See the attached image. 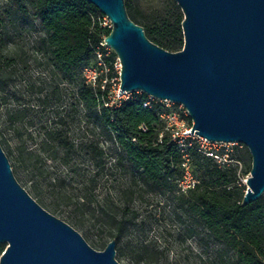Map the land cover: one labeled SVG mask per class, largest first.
I'll use <instances>...</instances> for the list:
<instances>
[{
  "label": "trees",
  "instance_id": "obj_1",
  "mask_svg": "<svg viewBox=\"0 0 264 264\" xmlns=\"http://www.w3.org/2000/svg\"><path fill=\"white\" fill-rule=\"evenodd\" d=\"M1 1L0 134L35 201L83 238L94 237L93 246L115 240L129 264H169L150 236L157 217L164 222L156 210L163 200L177 256L185 249L199 264H262L264 196L241 206L245 188L232 158L209 155L191 137L179 145L165 107L146 94L111 104L109 83L100 76L87 82L83 71L97 67V52L118 76L116 55L101 46L111 29L99 10L83 0ZM124 2L150 42L182 50L183 14L174 0L148 15L139 0ZM240 155L249 174L245 146ZM184 164L193 180L185 190ZM190 239L196 252L181 249Z\"/></svg>",
  "mask_w": 264,
  "mask_h": 264
},
{
  "label": "water",
  "instance_id": "obj_2",
  "mask_svg": "<svg viewBox=\"0 0 264 264\" xmlns=\"http://www.w3.org/2000/svg\"><path fill=\"white\" fill-rule=\"evenodd\" d=\"M83 1L110 22L103 41L120 63L118 95L142 92L181 105L191 134L245 146L251 170L241 206L257 201L264 194V0H174L183 14L176 53L147 39L124 0ZM2 244L0 264H119L115 240L97 251L43 209L18 183L0 145Z\"/></svg>",
  "mask_w": 264,
  "mask_h": 264
},
{
  "label": "rangeland",
  "instance_id": "obj_3",
  "mask_svg": "<svg viewBox=\"0 0 264 264\" xmlns=\"http://www.w3.org/2000/svg\"><path fill=\"white\" fill-rule=\"evenodd\" d=\"M171 0H139V9L142 12V14L144 15H148V14H152L155 12H158L160 10H163L165 8H167L170 4ZM2 4V1L0 0V5ZM106 18L104 19V22H106ZM104 26L109 27V24L106 22V24H103ZM110 28V27H109ZM109 49V48H108ZM109 51H111L109 49ZM106 68H109L111 63H107L104 62ZM115 64L116 62H112V65L115 69ZM104 67H100L98 68V72L100 73V78L104 79ZM30 74H34L36 75V71L34 69V67H31V71ZM110 99L112 100L113 103H116L117 100L113 99V96L115 95V92L118 90V80L114 81L111 85H110ZM133 92L130 93H125L122 97L123 98H127L129 96H131ZM139 93V92H136ZM66 100V98H65ZM152 101V100H151ZM25 103L27 104H35L34 102H32V100L30 98H27L25 100ZM170 109L173 110L176 113V124L174 125V134L176 136H185L183 134L186 133V131L191 127L192 125V121L190 119H188L187 115L184 112V109L178 105V104H174L170 106ZM45 118L47 117L44 116ZM44 118V119H45ZM2 138L3 135L0 134V145L5 153V155L7 156L9 162L11 163L12 160L10 158V156L8 155L7 149L5 147V145H3L2 143ZM195 144L197 145V147L200 150H203L204 152H208V154L210 155L211 153L213 154H218V153H224V157L225 159L229 160L232 158L233 163L235 165L238 166V173H239V183L241 185L244 186V191L246 190V180L249 176V174H243V168H244V163H246L245 159L243 157H241L240 155V150L242 148V146L240 144H236L238 150H236L232 145V144H227L226 146L224 145H219L218 143H207L204 142L203 140H200L197 137H191ZM14 177L16 178V180L18 181V183L21 185V187H23L27 193L33 198L32 196V192L29 188L28 184H25L24 180L22 179V177L19 175V173L17 172V170H15V168H12ZM190 182L186 181L185 184H188ZM264 196V194H263ZM34 199V198H33ZM35 200V199H34ZM157 212L161 211L164 212V222L162 220V217H157L156 222L152 225L151 230H150V236L155 240L156 244L158 245L159 248H164L168 251L169 253V264H199L198 261H196L194 259L193 254H189L187 251H184L185 249H183L184 247L186 248L187 246L190 247V250L193 252H196V250H199L198 247L195 245L193 240H187L185 242V244L183 245V247H181V249H183V254L181 255V257L177 256V253L180 251L178 246H176L173 243V238L171 237V229L167 226V224H169V219L167 218V212L169 210L168 205H166V202L163 200L162 203L157 206ZM57 218H59V216H55ZM60 219V218H59ZM63 221V220H62ZM81 236V232L76 230ZM83 237V236H82ZM85 241L95 250L97 251H103L105 248H99L98 246H93L91 244V240H95L94 237H90V238H85ZM110 242V241H109ZM4 246L5 249V244H2ZM115 260H117V262H119V264H129L128 260L125 257H121L118 254H116L115 256Z\"/></svg>",
  "mask_w": 264,
  "mask_h": 264
},
{
  "label": "built area",
  "instance_id": "obj_4",
  "mask_svg": "<svg viewBox=\"0 0 264 264\" xmlns=\"http://www.w3.org/2000/svg\"><path fill=\"white\" fill-rule=\"evenodd\" d=\"M106 22L109 24V27H110V22L108 20H106ZM106 22H103V24H106ZM101 46L105 47L106 49H108V47L105 45L104 41L101 43ZM109 50V49H108ZM97 55V67L95 69H92V68H85L84 69V76L86 77L87 79V82L91 83V84H94L95 81H96V77L100 75V73L98 72V68H100L101 66L104 67V79H102V82L105 84V83H109V85H111L114 81L118 80V90L115 92V95L113 96V99H116L117 102L116 103H119V101L121 99H127V98H123L122 96L125 94H120L118 95V91H119V71H120V63L119 61L116 59V64H115V72L118 74L117 77H112L110 76V68H106L105 66V61L104 59L102 58V55L100 52H97L96 53ZM111 98V97H110ZM149 100H156L152 97L149 96ZM158 101L159 103H161L165 109H166V112L165 114L162 116L163 119L166 121L167 123V126L172 128V131H173V134H174V125L176 124V113L170 109V106L171 105H174V103L170 102V101H161V100H156ZM112 100H111V104H112ZM150 102L147 101L143 104V106H147ZM181 106V105H180ZM182 107V106H181ZM183 108V107H182ZM184 109V112L185 114L187 115L188 117V112ZM189 118V117H188ZM190 119V118H189ZM192 126V125H191ZM189 132V134H188ZM191 127L186 131V134L185 136H176L175 134L173 135V139L174 141H176L179 145H182L183 143V139L186 138V137H197L199 138L200 140H203L204 142H207V143H210L208 142L207 140L195 135V134H191ZM217 144V143H215ZM219 145H224L226 146L227 144H223V143H218ZM229 145V144H228ZM243 146V145H241ZM184 166L186 167V171H185V177H184V180L180 183V186L182 187L183 190H185L186 188L190 187V184L193 183V180H192V177H191V174H190V171L188 169V167L186 166V164H184ZM186 181L190 182L188 184H185Z\"/></svg>",
  "mask_w": 264,
  "mask_h": 264
}]
</instances>
